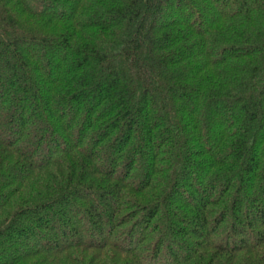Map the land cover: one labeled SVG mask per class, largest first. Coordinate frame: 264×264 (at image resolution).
Returning a JSON list of instances; mask_svg holds the SVG:
<instances>
[{
	"label": "trees",
	"instance_id": "trees-1",
	"mask_svg": "<svg viewBox=\"0 0 264 264\" xmlns=\"http://www.w3.org/2000/svg\"><path fill=\"white\" fill-rule=\"evenodd\" d=\"M0 264H264V0H0Z\"/></svg>",
	"mask_w": 264,
	"mask_h": 264
}]
</instances>
